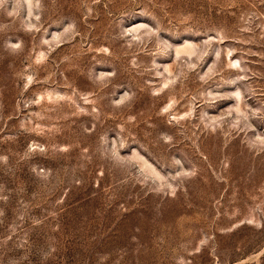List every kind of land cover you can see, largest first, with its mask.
I'll return each mask as SVG.
<instances>
[{
  "label": "rangeland",
  "instance_id": "rangeland-1",
  "mask_svg": "<svg viewBox=\"0 0 264 264\" xmlns=\"http://www.w3.org/2000/svg\"><path fill=\"white\" fill-rule=\"evenodd\" d=\"M0 264H264V0H0Z\"/></svg>",
  "mask_w": 264,
  "mask_h": 264
}]
</instances>
